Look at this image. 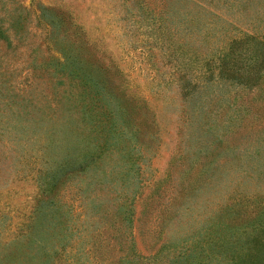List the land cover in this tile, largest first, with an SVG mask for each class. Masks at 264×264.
<instances>
[{"label":"rangeland","instance_id":"374dc122","mask_svg":"<svg viewBox=\"0 0 264 264\" xmlns=\"http://www.w3.org/2000/svg\"><path fill=\"white\" fill-rule=\"evenodd\" d=\"M123 1L0 0V20L5 25L23 17L26 39L41 44L38 54H56L60 44H69L79 66L119 84L124 93L115 90L114 99L123 124L145 120L132 140L142 156L138 173L125 175L116 155L92 163L86 173L68 172L49 223L45 178L62 167L61 155L49 159L67 133L61 111L80 102L72 103L76 94L67 81L38 70L46 80L25 88L30 102L23 107L21 95L6 85L23 89L25 54H5L0 112L18 113L9 123L26 121L28 132L48 131L35 133L38 142L22 139L32 149L26 159H0V264H248L256 254L252 238L264 234V70L258 83L212 78L196 87L178 79L177 70L197 75L201 62L193 53L232 38L243 41L235 45L246 55L263 46L245 38L264 37V0H181V12L166 16L163 46L132 22V0ZM41 5L53 8L43 19L61 18L48 37L49 29L36 22ZM71 24L77 34L61 31ZM60 89L68 100L52 110L49 99ZM11 137L4 134L0 142L15 153L21 147ZM123 211L129 218H121ZM51 227L53 236L63 230L67 237V252L59 251L56 260L47 245ZM42 236L49 249L35 254L33 241Z\"/></svg>","mask_w":264,"mask_h":264},{"label":"trees","instance_id":"16d2710c","mask_svg":"<svg viewBox=\"0 0 264 264\" xmlns=\"http://www.w3.org/2000/svg\"><path fill=\"white\" fill-rule=\"evenodd\" d=\"M121 3H124V1L121 0ZM182 5L183 2L181 0H132L130 12L131 16L134 17L132 22L136 23L137 27L144 30L145 33L154 35L151 39L158 41L160 46H163L164 35L169 29L168 24L165 23L166 16L180 13ZM39 10L36 22L49 29L46 33L48 37L49 32H52L53 29L60 25L59 21H61V18L54 17L45 20L43 19L45 12L52 11L53 8L41 5ZM124 13H126L125 10ZM22 21L23 17L20 15L9 18L5 25L0 20V42L2 43H0V60L3 61V56L9 51L15 53L16 50H19L22 54H25L22 57L24 63L22 69L24 73L20 75L25 80L22 82V85L24 84L23 89H21L22 87L18 88V84L9 83L6 86L14 88L13 92L16 91L15 95H21L19 104L25 107L30 102L26 99L28 95L23 96L26 92L25 88L30 83L40 84L41 86L46 80L37 75V71L39 70L41 74L56 77L59 83L67 81L66 84L70 90L74 89L73 92L76 94V97L72 98V103L77 100L80 102L76 109L73 110L76 118L72 116L71 112L73 111H61L63 116H61L60 120L65 124V128L67 127V133H65L64 143H60L61 145H59L57 154L49 158L51 160L54 157L56 158L57 155L62 156L61 163H59L62 167H56L59 170H52L45 178V180H49L48 191L46 190L47 194L51 192L49 194L51 200H47L46 202V215L48 216V222L52 223L53 206L55 204L52 200L55 199L58 188L66 181V177L68 178L66 176L68 172L86 173L92 163L96 166L97 161L103 157L111 158L116 155L118 156L120 165L123 166L122 171H126L125 175H127V172L132 174V176L138 173L140 166L137 160L142 158V156L138 152V148L136 149V146L132 143V140H136L134 139V133L137 132V125L140 127L145 120H136L134 122L127 119L129 123L123 124L120 119L121 108L114 99L115 90L121 94L124 93L119 84L112 83L113 85H111L110 82L102 81L93 75L90 70L79 66L74 59V55L70 52L71 46L69 44L63 46L59 41L57 42L53 39L54 44H60L59 48L54 49L56 54H53V52L38 54L37 48L41 47V44L39 42L32 44L26 39L28 29L26 26H23ZM71 27L72 29L65 27L61 31L65 33L69 29L73 31V34H77L76 27L72 24ZM29 32L31 31L29 30ZM51 37L56 38V36ZM245 39L254 40L263 46L257 48L254 53L250 51L252 54L247 52L246 55L243 50H238L237 45H235L243 41L232 38L226 46H218L212 51L206 48L200 54L193 53L194 57L201 62L200 68H202V72H199L198 76L196 73H193L194 76H192L193 74H188L186 70L183 72V70L178 69L177 72L182 73L178 79L184 82L187 81V84H193V87H196L198 83L210 82L212 78H214L213 80H238L239 83L246 85L258 83L264 70V37L257 38L253 35H247ZM44 40L41 41L42 44H44ZM45 45L48 46L47 40ZM116 74V71L109 73L111 76ZM192 77L195 78L187 80ZM199 77L202 80H198ZM2 83L0 80V84ZM54 90H57V87ZM3 97V94H0V98ZM64 97L67 99L64 90L60 89L58 92L56 91V94L52 98L47 97L50 98L49 107L52 106V110L59 109V100H62ZM5 99L4 97L3 103L6 101ZM11 100L12 98L8 99V103ZM54 100L56 104L53 102ZM10 115L14 116L12 119H16L15 117L19 116L16 112H0V138L4 134L11 135V141L14 142L13 144H16L15 147H21V149L15 153L8 152L6 150L8 143L5 141L3 143L0 142V159L10 157L12 154L18 158L26 159L25 152H31L32 149L23 147L25 143L22 142V139L28 138L38 142L35 133L44 137L48 129H42L41 132L37 129L28 132V126L25 124L26 121L10 124ZM139 130L141 131V128ZM48 137L53 138V133L50 132ZM48 151L51 152L52 148H48ZM44 184H47V181ZM40 205L38 204V209ZM128 216V212L123 211L121 218L126 219L129 218ZM53 231L54 227H51L48 231L47 245H51V256H54L52 260H56L59 251L67 252L65 249L68 247V244L63 230H59L57 237L53 236ZM47 245L44 236H42L36 239L35 243L33 241L32 249L35 254L46 253L49 249ZM252 248L256 254L248 264H264V234H259L257 237L252 238Z\"/></svg>","mask_w":264,"mask_h":264}]
</instances>
